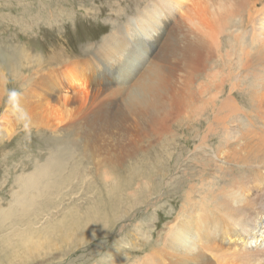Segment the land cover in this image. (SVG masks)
I'll list each match as a JSON object with an SVG mask.
<instances>
[{
    "label": "bare ground",
    "instance_id": "1",
    "mask_svg": "<svg viewBox=\"0 0 264 264\" xmlns=\"http://www.w3.org/2000/svg\"><path fill=\"white\" fill-rule=\"evenodd\" d=\"M158 1L150 0L138 15L142 18H138L139 37H133L137 42L136 53L124 45V60L114 69V72L123 74L132 68L129 85L122 95L124 106L121 109L119 104L115 112L109 107L112 101L108 102V99L115 96L113 91L87 94L92 82L86 79L85 73H78L73 62L56 71L58 74L56 69L54 72L48 69L31 80L26 87L23 86L18 99L30 106L58 101L56 104L63 114L57 122H47L49 125L45 127L51 130L60 127L72 135L79 140L74 141L76 146L84 150V155L93 156L95 162L107 159L111 155L109 149L125 143H132L137 150L138 142L148 135L154 138V134L168 130L179 121L182 132L176 159L181 157L180 167L183 169L178 184L179 210L173 224L165 225L162 252L168 259L167 264H264V0H205L202 6L184 10V16L179 18L177 9L183 8L182 0ZM169 20H177V26L172 24L174 28L171 26L170 35L155 57L146 69L139 72L140 45L145 41L156 42L162 35V25ZM99 47V54L105 53L106 57L108 53L120 50L122 45L104 42ZM97 53L93 55L95 58L99 56ZM206 69L210 75H206L205 85H196V79L201 78L197 77ZM241 82L244 90L242 101L238 103L232 90ZM197 103L198 106L193 105ZM191 105V120L177 121L184 115V109ZM130 121L132 127L127 133L126 124ZM74 124L85 126L76 127ZM190 148L198 151L191 156L192 169L185 165ZM204 148L210 149L209 156L206 151L202 152ZM60 155L55 153L47 163L52 164L48 168L59 170L65 166ZM95 155H98L97 159H94ZM154 157L150 158L155 161L149 162L147 155V160L144 157L141 163L154 168L162 159ZM120 160L114 155L110 164ZM132 172L130 191L135 179L142 187L156 189L161 185H149L155 179V173L148 176L147 169L145 177L139 175V170ZM119 187L120 184H116L113 191L116 203L121 198ZM34 195H30L32 201ZM130 197L131 208L137 199H134V191ZM20 205L25 206L24 198ZM156 244L147 247L148 254L138 264H162ZM141 245L143 248L145 244Z\"/></svg>",
    "mask_w": 264,
    "mask_h": 264
},
{
    "label": "rangeland",
    "instance_id": "2",
    "mask_svg": "<svg viewBox=\"0 0 264 264\" xmlns=\"http://www.w3.org/2000/svg\"><path fill=\"white\" fill-rule=\"evenodd\" d=\"M149 2L0 0V264H138L148 254L147 249L156 242L159 249L157 254L161 256L158 259L162 264H167L168 259L162 252L165 225L173 224L179 210L178 184L183 169L180 167L181 157L176 159L180 152L178 147L182 132L178 120H191L192 105L184 109V115L178 117V122L173 123L168 130L154 134V138L148 135L142 142H138L139 149L132 147V143H125L119 148L109 149L111 155L108 160L95 162L93 156L84 155V150L76 146L74 141L79 140H75L72 135L60 127L55 130L45 127L48 123L57 122L62 116V109L60 111V106L56 104L58 101L30 106L18 99L23 86L26 87L31 80L46 73L48 69L50 72L56 69L55 73L58 74L56 71L73 62L78 73H85L86 79L92 82V88H88L87 94L113 91L115 96L107 98L113 104L109 107L112 112L119 105L121 109L124 106L121 103L122 95L129 85L127 83L132 68L123 74L114 72V69L124 60V45L136 53L137 42L133 37H139L138 18H142L138 15ZM204 2L182 0L183 8H179L180 11L176 8L177 17L184 16L187 8L202 6ZM173 21L169 20L162 25V35L156 42L145 41L140 45L139 72L150 64L170 35L173 25L177 26V20ZM104 42L121 44L122 48L104 57L105 53L99 54L98 51ZM95 53L99 55V61L93 56ZM206 75H210L208 69L199 74L197 78L202 79H196L195 84L205 85ZM243 90L242 82L237 89L232 90L238 103L242 101ZM193 105L198 106L199 103ZM126 127L129 133L132 122L127 123ZM188 130L191 132L190 128ZM208 148L202 150L206 151L207 156L211 154ZM188 151L190 154L185 165L192 169L191 156L198 151L193 148ZM58 152L65 166L59 170L48 168L52 164L47 163ZM114 155L121 160L110 164ZM153 156L162 158L157 161L162 165L151 168L141 163L144 157L147 161H155L150 158ZM135 169L139 170L141 177L155 173V179L149 185H161L156 189L142 187L139 180L135 179L131 191H134V199H137L130 208V180L131 173L134 174L132 170ZM146 169L149 172L147 174ZM116 184H120L118 193L121 197L117 203L113 199ZM169 186L175 191L168 189ZM32 194H35L33 201L30 198ZM23 198L25 206L22 207L20 202ZM141 244H145L143 248L147 252Z\"/></svg>",
    "mask_w": 264,
    "mask_h": 264
}]
</instances>
